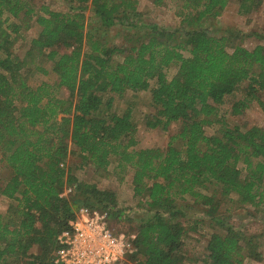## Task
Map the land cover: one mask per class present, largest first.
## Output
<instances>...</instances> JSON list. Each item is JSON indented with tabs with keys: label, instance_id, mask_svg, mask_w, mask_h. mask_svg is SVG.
Returning <instances> with one entry per match:
<instances>
[{
	"label": "trees",
	"instance_id": "16d2710c",
	"mask_svg": "<svg viewBox=\"0 0 264 264\" xmlns=\"http://www.w3.org/2000/svg\"><path fill=\"white\" fill-rule=\"evenodd\" d=\"M35 1L0 0V162L9 170L0 196L12 201L0 213V264H58L57 236L81 206L104 212L110 228L120 226L125 214L116 194L78 181L67 166L72 154L96 171L114 163L118 173L132 172L133 195L151 213L134 228L131 258L138 264H192L184 238L205 219L218 231L209 235L201 264L261 260L264 228L246 234L226 222L227 209L220 211L225 201L247 212L264 204V125L241 130L218 115L229 96L232 114L252 102L264 111V44L231 48L237 31L217 37L206 29L230 0H179V27L171 29L146 21L136 0H63L65 10ZM236 1L241 15L260 3ZM34 72L55 81L32 85ZM126 91L150 94L148 128L180 123L164 149L135 148L131 107L119 113L113 103V94ZM215 122L218 134L207 135L204 126ZM65 188L71 192L61 195Z\"/></svg>",
	"mask_w": 264,
	"mask_h": 264
},
{
	"label": "rangeland",
	"instance_id": "374dc122",
	"mask_svg": "<svg viewBox=\"0 0 264 264\" xmlns=\"http://www.w3.org/2000/svg\"><path fill=\"white\" fill-rule=\"evenodd\" d=\"M137 8L142 12L143 18L150 22L156 23L162 28H176L179 27L180 18L176 15V7L179 0H162L159 5H155L151 0H136ZM44 2L48 4L51 9L65 10L63 0H37L36 4ZM92 13L87 11V16L91 17ZM205 24V22H204ZM207 27L215 36L219 37L224 35L227 30L234 29L238 32L239 37L232 39L227 43L228 47L234 45H242L246 48H253L256 44H264V39L257 38L256 34H264V0H260L258 8L250 14L241 15L238 13V4L236 0H230L225 8L214 19L206 20ZM36 34V27L24 33V42L18 45V53L25 52L27 43L32 36ZM111 34V33H109ZM243 35V37H241ZM19 44V42H17ZM48 68V64H43ZM176 67L172 66L167 70V76L170 78L174 75ZM41 81H47L54 83L55 76L51 73L43 74L41 72H34L32 78L29 79V83L36 85ZM239 94V93H238ZM59 96L66 97L67 91L60 89ZM114 97V109L121 113L125 108L131 107L132 118L136 125V138L138 144L136 149L140 148H160L164 149L169 141L171 135H174L178 130L180 123H172L167 130L159 128L150 129L145 125V119L154 113V109L151 104L150 94L145 91L131 92L126 91L123 95H112ZM239 96V95H237ZM261 98L264 101V91L261 93ZM234 100V96H229L225 102L218 106V115L223 119L228 126L237 125L241 130L247 129L251 126L264 125V111L257 105L256 102H252L247 108H245L240 114H232L231 104ZM221 123L206 124L204 131L207 135L218 134ZM177 147L181 146V141L174 142ZM67 166L69 165L73 173L78 178V181H85L94 183L98 188L109 189L114 191L117 198L118 206L124 210V216H122L120 226L115 222L112 223V230H119L125 235H134V228L146 217L151 214L146 210L144 201L140 197H135L132 191L131 184V171L124 173H118L114 170L115 164L112 163L106 170H94L91 166L79 163V158L76 154H72L67 159ZM63 165V164H62ZM9 176V170L4 167V163L0 162V184L3 183ZM12 201L0 196V213H4ZM228 203V204H227ZM227 209L226 212L224 210ZM249 211L246 209L236 208L234 203L225 201L221 204L220 211L226 213L228 217L226 222L230 225L242 229L246 234L256 235L260 233L264 228V204L257 210L250 207ZM201 212L187 211L186 216L194 218L195 216H201ZM229 215V216H228ZM131 231L130 234H128ZM213 231H218V226L205 219L204 221H198L196 230H189L184 238L183 254L185 259L189 263L201 264L206 253V241L209 235ZM257 236V235H256ZM259 250L261 251L262 259L253 260L251 258L243 259L240 264H264V238L259 239ZM36 248L32 249L35 251ZM135 260V259H134ZM138 264V261L135 260ZM27 264V263H21Z\"/></svg>",
	"mask_w": 264,
	"mask_h": 264
},
{
	"label": "built area",
	"instance_id": "2783aa9c",
	"mask_svg": "<svg viewBox=\"0 0 264 264\" xmlns=\"http://www.w3.org/2000/svg\"><path fill=\"white\" fill-rule=\"evenodd\" d=\"M71 192L65 188L61 195ZM135 235L114 232L106 214L81 206L56 239L54 262L58 264H137L131 258L135 252Z\"/></svg>",
	"mask_w": 264,
	"mask_h": 264
}]
</instances>
